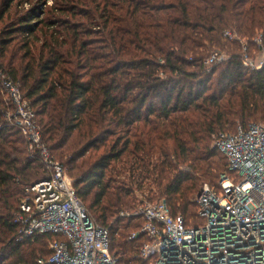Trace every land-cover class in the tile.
<instances>
[{
    "label": "trees",
    "instance_id": "1",
    "mask_svg": "<svg viewBox=\"0 0 264 264\" xmlns=\"http://www.w3.org/2000/svg\"><path fill=\"white\" fill-rule=\"evenodd\" d=\"M228 30L250 42L264 34V0H0V72L19 85L52 158L109 229L118 264H146L142 237L129 239L144 219L120 216L137 206L132 185L198 224L200 186L230 172L216 136L264 122V67L243 65ZM215 48L230 58L207 66ZM14 110L0 90V264H36L59 237L20 240L15 218L50 168Z\"/></svg>",
    "mask_w": 264,
    "mask_h": 264
},
{
    "label": "built area",
    "instance_id": "2",
    "mask_svg": "<svg viewBox=\"0 0 264 264\" xmlns=\"http://www.w3.org/2000/svg\"><path fill=\"white\" fill-rule=\"evenodd\" d=\"M240 41L239 58L253 70L264 67V34ZM227 51L213 49L205 64L228 60ZM0 90L14 105V118L50 168L49 178L26 189L15 222L19 239L36 234L59 238L50 244L51 255L36 264H118L109 247V229L97 223L78 197L67 168L54 161L43 142L36 111L19 85L0 72ZM229 163L217 187L204 184L198 196V224L176 215L165 199L139 202L120 216L142 217V227L129 239L142 237L139 255L146 264H264V125H239L235 132H220L214 141ZM61 238V239H60Z\"/></svg>",
    "mask_w": 264,
    "mask_h": 264
},
{
    "label": "rangeland",
    "instance_id": "3",
    "mask_svg": "<svg viewBox=\"0 0 264 264\" xmlns=\"http://www.w3.org/2000/svg\"><path fill=\"white\" fill-rule=\"evenodd\" d=\"M52 4H53V1H50V2L48 3L47 8L50 7ZM24 6L27 7L28 4H25ZM255 122L262 123V124L264 123L263 121H255ZM212 147H215L214 143H212ZM93 152H96V150H95V149H92V150H91V153H93ZM101 153H103V152H100L99 154H101ZM68 173H69V175L73 178V180L75 181V178H74V175H73V173H72V170H70L69 167H68ZM220 180H221V177L218 178L217 183H218ZM129 182H130V184H132L131 181H129ZM118 184H119V183L117 182V185H118ZM147 184H148V183L145 182V185H147ZM209 184H210V183H209ZM132 186H133V192H134L133 194L136 195V197H137V199L135 200L136 204H138L140 201H142V200H144V199H147V196L143 193L142 190L138 189L137 186H134V185H132ZM201 187H203V184L200 186L199 191L201 190ZM145 188H146V187H145ZM155 190H156V189H155ZM131 197H132V198H131ZM131 197H129V198H131V200H132V199H133V196H131ZM155 199H157V198H155ZM150 200H154V198H153V199H150ZM129 207H130V206H129ZM130 208H132V207H130ZM130 208H127L126 210H129Z\"/></svg>",
    "mask_w": 264,
    "mask_h": 264
}]
</instances>
